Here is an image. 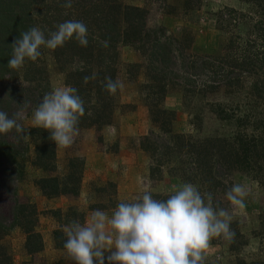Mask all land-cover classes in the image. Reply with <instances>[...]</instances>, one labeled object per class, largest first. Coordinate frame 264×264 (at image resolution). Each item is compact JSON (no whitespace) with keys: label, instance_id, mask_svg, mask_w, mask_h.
I'll return each mask as SVG.
<instances>
[{"label":"rangeland","instance_id":"374dc122","mask_svg":"<svg viewBox=\"0 0 264 264\" xmlns=\"http://www.w3.org/2000/svg\"><path fill=\"white\" fill-rule=\"evenodd\" d=\"M61 1L0 0V111L10 117L19 113L18 122L25 129L23 137L15 131L0 135V264H12V258L23 260L26 233L22 226L31 225L46 242L57 227L64 229L78 220L73 215L61 217L60 224L52 216L53 210L65 212L68 207H74L86 215L88 210L84 208L97 205L100 210L114 211L119 203L132 202L143 194L141 180L150 184L153 198L160 200L167 199L184 183H192L202 194H212L215 208L230 212L235 236L231 242L222 237L211 239L204 264H233L237 259L264 261L263 183L239 166H227L218 160L208 173L209 184L192 175V160L185 155L177 152L164 157L160 153L163 144L153 151L145 142L142 148L141 141L151 131L160 133L149 117L146 84L151 83V75H163L164 70L168 88L163 105L175 112L173 133L189 135L194 141L230 137L241 130L253 132L250 126L239 127L236 118L246 112L264 113V89L259 84L253 87L250 83L254 81L247 78L227 93L221 88L219 92L207 94L202 93L200 84L204 79L216 77L212 64L205 61L210 60L208 57L222 56L226 45H232L233 53L236 48L247 50L246 43L256 39L252 50L258 46L264 57V44H261L264 42V1L72 0L70 8H65ZM115 1L146 10L148 36L133 45L118 43L116 46V81L123 87L112 99L109 122L99 127L79 128L74 143L67 148L54 143V167L43 170L34 164L35 145L40 136L30 131L32 112L45 94L62 87L63 82L67 85V73L80 62L69 58V54L61 55L58 62L54 50L41 48L36 61L25 60L23 66L12 69L7 66L12 55L11 45L24 32L22 27L27 31L38 26L47 36L59 23L78 18L83 22L84 10L88 7L94 11L93 15L99 13L104 17L105 12L115 15L107 7ZM50 13L53 17L57 15L58 20ZM116 21L117 29L121 30L123 21L119 17ZM100 23L99 18L97 25L101 26ZM14 32L16 37L12 35ZM158 39L169 42L167 57L172 63L163 65L158 61L153 46V41ZM92 74H96L95 65H92ZM80 98L84 107L97 103L93 95L83 96L84 99L80 95ZM215 101L228 103L236 112L235 117H218L212 110ZM87 128L92 134L85 135ZM151 154L163 157V165L154 174L150 173V166L155 165ZM71 158L82 161L73 168L77 172L82 168L78 194L44 196L34 180L47 176L62 179L69 171ZM234 183L245 184L249 189L242 211L233 210L225 198V192Z\"/></svg>","mask_w":264,"mask_h":264},{"label":"trees","instance_id":"16d2710c","mask_svg":"<svg viewBox=\"0 0 264 264\" xmlns=\"http://www.w3.org/2000/svg\"><path fill=\"white\" fill-rule=\"evenodd\" d=\"M261 1L264 0H256L258 3ZM61 3H64V1L62 0ZM107 7L108 11L115 13V15H109L105 12L103 14L104 17H101L99 13L93 15L94 11L90 10L89 7L84 10L82 20L88 29L87 47H81L74 40H69L62 47L54 50L55 58L58 62L61 55L65 56L67 54H69V58L77 59L80 62L74 70L67 73L66 84L75 87L78 95H82V98L83 96L84 98H88L90 95H93L97 101L95 104L84 107L85 114L79 118L78 128L99 127L109 122L112 113V99L116 94L109 95L104 89V84L106 77L116 80L117 71L114 63L117 59L116 46L118 43L133 45L144 40V37H147L149 33L146 27L145 9L133 5H121L116 3V1L115 3L109 2ZM51 15L52 13H50ZM97 15L99 16L95 17ZM51 17L58 20L57 15ZM116 17H119L124 23V27L121 30L117 29ZM99 18L101 26L97 25ZM77 20L80 21V18ZM56 22L59 23L60 21ZM22 28L26 31L25 27ZM12 35L16 37L15 32ZM104 40L108 41V47L106 48L101 46V41ZM168 44L169 42H165V40L158 39L153 41L158 61L163 65L172 63L167 57L170 52ZM246 44L247 50L241 47L240 49L236 48L232 53L230 51L232 45H226L222 56L208 57L210 60L205 61V63L212 64L214 73L217 75L215 78L211 77V79H204L201 82L200 88L203 94L216 93L221 88L223 93H227L228 89L238 87L247 78L249 80L251 78L254 81L250 83L253 87L259 84L264 89L263 53L259 51L258 46L252 50L256 44V39L249 40ZM261 44H264V42ZM92 65L96 66L95 75L92 74ZM162 74L160 76L151 75V83L146 84L148 88L147 107L149 117L151 122L160 130V133L151 131L150 134L143 136L141 138L142 148L144 142L153 151L157 150L160 144H163V149L160 153L164 157L177 152L183 155V157L185 155L186 159L192 160V175L201 177L203 181H207L209 184H211V177L208 173L212 171L215 161L218 160L227 166H239L240 170L251 173L252 177L264 184V113L253 115L246 112L237 116L236 124L242 128L250 126L253 129L252 133L241 130L230 137L203 138L193 141L189 135L172 132L171 126L175 112L163 105L168 84L166 83L165 70ZM85 77H88L87 82L84 80ZM262 99L264 100V97ZM212 106L213 112L222 119H230L236 115V112L229 107L228 103L215 101ZM30 131L38 133L40 136V141L35 145L36 155L34 164L43 170H52L54 167L55 151L54 142L49 138L50 133L44 129L32 127H30ZM256 131L258 132L255 134ZM151 156L155 161V165L150 166V173L154 174L155 169H159L163 165V157H154L152 154ZM78 163L82 164L81 159L71 158L68 161L69 171L62 179L58 176H47L35 179L34 183L46 197L67 194L77 195L82 168L80 167L78 172L73 171V168ZM99 208L97 205H89L87 210ZM72 215L78 218V222H84L85 211L79 212L74 207H68L65 212H62L60 209L52 211V216L60 224L61 217ZM22 229L26 233V252L33 253L39 251L43 246L40 233L35 232L31 225L28 224L22 226ZM52 239L55 247L63 248L66 236L61 226L52 231ZM105 255H108V253H105ZM233 264H264V261L248 262L244 259H237Z\"/></svg>","mask_w":264,"mask_h":264},{"label":"clouds","instance_id":"9594fccd","mask_svg":"<svg viewBox=\"0 0 264 264\" xmlns=\"http://www.w3.org/2000/svg\"><path fill=\"white\" fill-rule=\"evenodd\" d=\"M63 6L70 8L72 0H65ZM69 40L87 47L88 29L82 21L60 23L47 36L33 26L14 40L7 66L17 69L25 60L34 62L41 48L55 50ZM101 46L108 47V41H101ZM84 80L87 82L88 77ZM122 87L121 82L105 78L104 89L109 95ZM84 114L77 89L66 85L42 97L32 112L31 125L48 131L56 146L67 148L74 143L79 118ZM19 119V113L10 117L0 111V135L15 131L23 137L25 129ZM141 184L143 194L132 202L119 203L110 217L96 209L83 224L73 221L64 227L63 248L74 264H204L211 239L233 240V216L213 206L211 193L202 194L196 185L184 183L160 200L153 198L150 184L143 180ZM248 195L249 189L242 183L232 184L225 192L233 210L242 211Z\"/></svg>","mask_w":264,"mask_h":264},{"label":"crops","instance_id":"0c3cea01","mask_svg":"<svg viewBox=\"0 0 264 264\" xmlns=\"http://www.w3.org/2000/svg\"><path fill=\"white\" fill-rule=\"evenodd\" d=\"M63 86H66L63 82ZM62 86V87H63ZM87 133L92 134V130L87 128L84 130ZM85 210L87 208H84ZM107 216H111L113 213V210H103ZM94 210H88L85 215V221H87ZM43 241V246L39 251L33 252V253H23V260L18 261L15 258H12V264H74V262L67 256L66 251L64 248L55 247L53 239L50 237L48 241ZM34 255H38V257H34V261H31V257Z\"/></svg>","mask_w":264,"mask_h":264}]
</instances>
